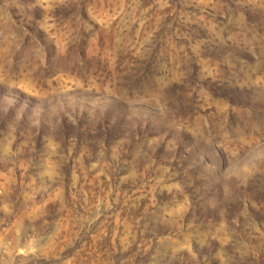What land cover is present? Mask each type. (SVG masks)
<instances>
[{
	"label": "rangeland",
	"instance_id": "374dc122",
	"mask_svg": "<svg viewBox=\"0 0 264 264\" xmlns=\"http://www.w3.org/2000/svg\"><path fill=\"white\" fill-rule=\"evenodd\" d=\"M0 264H264V0H0Z\"/></svg>",
	"mask_w": 264,
	"mask_h": 264
}]
</instances>
